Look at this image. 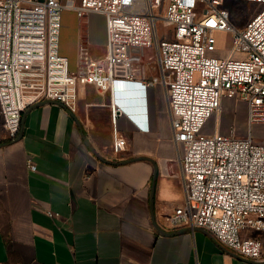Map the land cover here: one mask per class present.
Here are the masks:
<instances>
[{"label": "built area", "instance_id": "obj_1", "mask_svg": "<svg viewBox=\"0 0 264 264\" xmlns=\"http://www.w3.org/2000/svg\"><path fill=\"white\" fill-rule=\"evenodd\" d=\"M231 2L263 8L239 29L226 5ZM64 9L77 15L73 70L60 53ZM93 14L105 18L103 58L90 53ZM160 20L172 25V38L160 40ZM218 33L232 37L225 58L212 56ZM149 50L160 77L146 76ZM237 54L245 58L237 59ZM120 82L138 84L145 107L151 90L159 84L165 88L185 189L184 202L169 218L170 231L203 229L240 257L264 259V237L243 235L264 234V144L253 137V126L264 125V0H81L78 5L0 0V112L11 139L18 136L23 113L31 106L51 101L75 112L78 87L90 84L111 91L116 128L112 149L122 153L127 141L118 132L120 115L113 96ZM224 99L246 104V137H238L234 129L222 134L219 124L216 132L204 134L212 115L222 112ZM138 125L150 130L147 121ZM28 165L37 169L32 160Z\"/></svg>", "mask_w": 264, "mask_h": 264}, {"label": "crops", "instance_id": "obj_2", "mask_svg": "<svg viewBox=\"0 0 264 264\" xmlns=\"http://www.w3.org/2000/svg\"><path fill=\"white\" fill-rule=\"evenodd\" d=\"M101 41L105 46L106 32ZM78 43L77 15L64 9L60 53L69 62L78 59ZM94 88L78 87L75 112L51 101L31 106L15 139L0 112V264H264L234 254L203 229L170 231L185 189L169 114H149L138 84L117 83V128L127 141L117 154L113 117L98 102L110 97L112 112L111 91ZM146 121L149 131L133 123Z\"/></svg>", "mask_w": 264, "mask_h": 264}, {"label": "rangeland", "instance_id": "obj_3", "mask_svg": "<svg viewBox=\"0 0 264 264\" xmlns=\"http://www.w3.org/2000/svg\"><path fill=\"white\" fill-rule=\"evenodd\" d=\"M226 5L230 9L233 24L239 29H243L250 19H252V17H254L263 8V6L259 4H240L236 2L227 3ZM157 13L160 15L162 10L158 11ZM90 25L91 30L89 36V48L91 56L94 58H103L106 53V48L101 40L106 32L105 18L100 15L92 16L90 18ZM157 26L160 40L172 38L173 27L171 24L160 20L158 21ZM68 32L69 30L66 31V35H64V38H62L63 44L65 46H70L71 42ZM231 40L232 37L230 34L218 33L217 49L212 53V56L217 58L227 57L231 48ZM235 58L243 59L245 56L243 54H237L235 55ZM145 59L151 61L147 67V78L152 79L156 76L160 77V71L156 62L154 51H147L145 53ZM76 64L77 60L72 57L70 62L71 70L75 69ZM94 89V92L96 91V93H98L97 89ZM94 92L92 94L93 96H96ZM154 93L157 95V100L154 103H151L150 101V114H153L154 111H159L162 112L166 118L168 114V102L165 88L159 84L156 86ZM98 102L99 104H104V106L108 109L110 116L112 117V112L108 107V104L110 103V97L106 98L104 102ZM223 105L222 113L218 115L214 114L208 120L204 129V134H213L216 132V127L220 125L219 128L222 134H228L231 129H234L238 137H246L249 131L246 104L232 99H224ZM253 137L256 142L264 144V125L253 126Z\"/></svg>", "mask_w": 264, "mask_h": 264}, {"label": "water", "instance_id": "obj_4", "mask_svg": "<svg viewBox=\"0 0 264 264\" xmlns=\"http://www.w3.org/2000/svg\"><path fill=\"white\" fill-rule=\"evenodd\" d=\"M127 85L128 84H125L124 85V89H127ZM123 90V89H122ZM42 104H44V102H41V103H37V105H42ZM133 113H134V115H136L137 116V112L134 110L133 111ZM88 144V143H87ZM89 145V144H88ZM154 181H155V177H154ZM153 185H154V183H153ZM181 231H184V230H181ZM161 232H163V231H161ZM164 234H171V233H166V232H163Z\"/></svg>", "mask_w": 264, "mask_h": 264}, {"label": "clouds", "instance_id": "obj_5", "mask_svg": "<svg viewBox=\"0 0 264 264\" xmlns=\"http://www.w3.org/2000/svg\"><path fill=\"white\" fill-rule=\"evenodd\" d=\"M133 123L135 124V126H136L137 128H140L139 125H138V123H135V122H133Z\"/></svg>", "mask_w": 264, "mask_h": 264}, {"label": "bare ground", "instance_id": "obj_6", "mask_svg": "<svg viewBox=\"0 0 264 264\" xmlns=\"http://www.w3.org/2000/svg\"><path fill=\"white\" fill-rule=\"evenodd\" d=\"M131 83H132V82H131ZM116 85H117V84L114 85L113 93H114V90H115ZM114 97H115V95H114ZM221 113H222V112H221Z\"/></svg>", "mask_w": 264, "mask_h": 264}]
</instances>
